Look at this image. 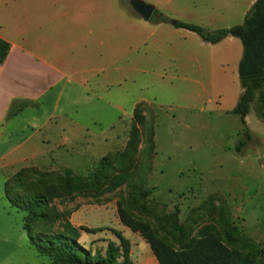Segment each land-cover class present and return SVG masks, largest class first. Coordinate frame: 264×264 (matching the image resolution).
Returning <instances> with one entry per match:
<instances>
[{"label": "rangeland", "instance_id": "1", "mask_svg": "<svg viewBox=\"0 0 264 264\" xmlns=\"http://www.w3.org/2000/svg\"><path fill=\"white\" fill-rule=\"evenodd\" d=\"M99 1H103L102 10L83 16L89 33L88 67L104 70L106 81L115 84L109 96L119 98L112 103L123 111L111 129V118L117 113L102 108L100 102L92 104L90 114L101 126H90V130L110 138L114 131L128 129L129 140L137 105H141L145 130L139 128V144L133 155L122 157L126 145L120 151L113 150L119 149L118 144L108 150L109 142L97 140L74 144L78 153L67 158L54 153L53 161L72 165L75 175L83 177L108 155L114 165L109 178L119 174L127 182L112 192L102 183L97 192L65 195L61 192L63 169L26 167L4 181L0 174V264H53L38 253L30 238L63 232L65 223L88 230L79 231L78 243L90 254L103 253L109 242L118 244L119 233L130 243L131 264H158L145 241L122 225L119 211L150 225L173 249L185 244L186 235L198 239L202 230L221 238L222 220L238 226L229 207H236L240 200L248 204L240 217L247 225L264 223V118L256 115L255 102L250 104L245 125L231 113L233 109L222 108L241 89L237 65L215 57L209 62L206 49L188 40L179 41L166 31H156L149 39L154 44L164 39L165 49L146 43L154 25L160 23L159 17L165 18L166 24L175 21L179 12L176 2L155 6L151 21L144 22L133 12L129 0ZM142 1L155 5V0ZM114 60L120 62L119 74L110 70ZM34 113L40 119L46 111ZM31 114L27 112L19 122L25 124ZM7 145L11 144L0 143V155ZM81 154L87 158L78 157ZM138 188L151 194L135 203ZM31 194H40L48 202L43 221H27L26 213L12 207L16 200ZM256 230L251 240L264 259V224ZM231 248L239 249L240 244L235 242Z\"/></svg>", "mask_w": 264, "mask_h": 264}, {"label": "crops", "instance_id": "2", "mask_svg": "<svg viewBox=\"0 0 264 264\" xmlns=\"http://www.w3.org/2000/svg\"><path fill=\"white\" fill-rule=\"evenodd\" d=\"M255 1L155 0L152 16L156 12L155 6L176 2L179 12L174 17L175 22L199 25L208 30L228 29L243 22ZM102 8L103 1L99 0H0V40L9 48L0 64V143L11 144L4 147L0 155L3 181L26 167L63 169L75 175L72 165L55 164L53 154L67 158L78 153L74 146L77 143L100 140V143H110L108 150L117 144L119 149H113L115 151L125 147L128 129L114 131L110 138L90 130V126H101L90 114L92 104L101 103L102 108L117 113L111 118L108 127L111 129L116 126L115 120H121L119 113L123 111L112 103L119 98L109 96V89L115 84L106 81L104 70H90L88 67L89 33L87 23L83 25V16ZM159 18L157 22L160 23L154 25L155 31L146 39L150 46L158 47L159 44L161 50L165 49L164 39H159L161 42L155 40V44L153 41L149 43V39L156 31H166L176 35L179 41L188 40L198 48L206 49L209 62L215 57L218 61H231L238 67L242 57V45L238 39L229 37L214 45L207 44L197 35L171 26V21H167L168 24L161 22L162 18ZM193 55L199 60L198 55L194 52ZM119 63L118 60L111 62L110 70L114 74L121 73ZM240 94L241 89L236 99L232 98L228 106L221 105L222 108L231 111ZM14 103V110H20L10 115ZM40 110L46 113L38 119L39 114L34 112ZM27 112L32 113L31 119L25 124L19 122ZM85 156L78 157L87 158ZM247 205L240 200L236 207L229 208L232 219L239 222L238 227L254 238V228L258 231L264 223L250 226L240 218Z\"/></svg>", "mask_w": 264, "mask_h": 264}, {"label": "trees", "instance_id": "3", "mask_svg": "<svg viewBox=\"0 0 264 264\" xmlns=\"http://www.w3.org/2000/svg\"><path fill=\"white\" fill-rule=\"evenodd\" d=\"M155 13V12H154ZM165 21L162 18L161 22ZM177 29H184L197 35L204 43L217 44L232 37L242 45V57L238 63L237 74L241 88L236 106L231 113L239 116L242 125L249 112L250 104L256 103V115L264 118V0H256L247 12L242 24L228 29L209 31L194 24L176 22ZM8 45L0 40V64L3 63L8 52ZM15 103L10 107V115H15L20 109L14 110ZM141 105L134 109L135 126L131 128L126 152L122 157L136 153L139 144V128L145 130V119L140 113ZM141 114V115H139ZM149 133V132H148ZM151 140V139H150ZM108 156V155H107ZM107 156L99 160L87 176L72 177L66 171L61 192L65 195L99 191L102 183L107 185V191L112 192L127 180L123 175L109 178L114 165ZM137 200L144 199L151 194L141 188L135 191ZM12 207L27 214V221L37 218L43 221L47 217L48 202L40 194H31L15 201ZM119 220L131 232L138 234L148 245L158 264H264L262 252L257 250L248 237L235 223L229 224L222 220L224 232L221 238L211 235L207 230L199 233L198 239L183 237L185 244L180 249H173L164 243L146 223L127 218L119 211ZM238 227V228H237ZM87 232L85 228L79 230L65 223L63 232L36 234L32 236V246L38 253L47 256L53 264H131L130 243L119 233H116L118 244L109 242L103 253L95 251L90 254L79 243V231ZM242 236L241 238H236ZM236 239H235V238ZM238 242L240 248H231Z\"/></svg>", "mask_w": 264, "mask_h": 264}, {"label": "water", "instance_id": "4", "mask_svg": "<svg viewBox=\"0 0 264 264\" xmlns=\"http://www.w3.org/2000/svg\"><path fill=\"white\" fill-rule=\"evenodd\" d=\"M129 6L133 10V12L144 22H148L152 13L154 11V6L150 4H146L142 0H129ZM171 26H175L176 22L171 21Z\"/></svg>", "mask_w": 264, "mask_h": 264}]
</instances>
